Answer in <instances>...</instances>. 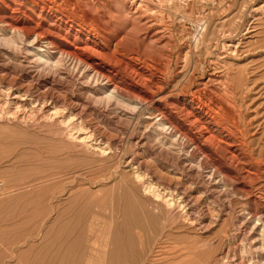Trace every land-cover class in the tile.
Here are the masks:
<instances>
[{"label":"bare ground","instance_id":"6f19581e","mask_svg":"<svg viewBox=\"0 0 264 264\" xmlns=\"http://www.w3.org/2000/svg\"><path fill=\"white\" fill-rule=\"evenodd\" d=\"M181 1L189 3L188 0H0V108L15 110L14 118L19 122L33 119L51 123L65 137H61L59 141H56L57 138L53 143L43 139L44 142L49 143L47 152L48 149H52L58 152L59 156L61 155L60 158L66 157L63 163L59 162L61 165L56 163L54 167L61 166L59 173L47 174L37 184H43L42 188L46 189L45 183L50 178L65 173L69 168H71L70 173L75 175H72L74 180L71 186L79 184V188L69 198L68 205L62 212L63 216L73 217L74 215L75 219L80 220L78 230L75 232L73 228L65 224L48 231L47 235L52 236L59 247L60 243L63 245L56 251V255L49 256L50 260L46 264H63L62 254L68 258L67 260L75 257L72 264L80 262L89 250L88 244L85 243L88 230L86 221L89 215H93L89 225L90 232L94 228V220H103V222L106 220L104 223L110 226L102 231L103 264H152L153 260L147 259L146 256L154 250L170 255L169 247L154 241L158 237L157 232L160 231L158 227L162 216H166L169 221L174 220L175 211H182L183 223L179 229L187 233L180 236L169 233L173 226L171 222L168 225L169 231L167 230V233L161 237L165 238L166 242L183 238L182 243H188L187 246H182L184 244L181 243L178 255L184 253L186 249L188 250L187 255L189 252L191 254L194 249L195 251L199 249L201 242H203L204 249L212 248L214 239L212 241L207 238L203 239V234L211 233V229L213 227L215 229L216 225L209 202L213 203L214 197L228 200L230 198L228 197L229 183L234 185L240 173L242 176L246 171L248 176H245L246 178L251 177L250 180L253 177L251 175H255L247 168L256 169L254 166H259L260 162L259 159L257 161L254 158V154H250L253 151H249V143L244 138L246 132L241 130L242 126H240L238 116L234 115L235 110L231 105L233 99L223 94L222 97L218 96V100L216 99L213 105H209L205 103L207 93L198 88L191 95L190 101L184 97L183 100L177 98L174 104L172 103L177 110L179 109L180 114L185 113L188 122L196 126L197 136L192 133L193 131L183 130L168 117L167 112L155 104L157 93L164 90L162 84L154 81V74L150 67V60L155 58L152 55L158 50L154 46L146 45L145 41L140 39V33L143 27L148 28L154 25H157L156 29L161 27H159L158 19L152 20L153 23L149 22L150 25L147 23L143 25L142 16L146 12L155 15L158 13V8L169 10L173 5L177 8V3ZM205 1L217 7H220L222 3L223 6V0ZM151 5L153 8L150 7ZM242 17L244 18V15ZM235 23L232 27L237 28V22ZM249 26L247 31L251 28ZM115 28L119 30L113 31ZM121 29L126 32L124 36H121L123 35ZM201 30L202 42L209 49L223 43L222 47L228 55L229 53L237 54L238 43H234L231 31L209 24L203 25ZM102 31L112 33L103 35ZM149 55L151 59L147 60ZM17 56L22 59L19 62L22 69L19 71L21 74L26 72L22 76L24 87L13 86L12 79L8 83L2 79L4 75L11 73L9 63L15 62L13 65L18 66ZM157 71V69L154 70V72ZM168 73L172 80L170 86L174 88L176 85L174 82L177 81L176 74L180 72L177 73L175 68L169 70ZM13 74L12 72V76ZM162 76L159 75L160 78L164 77ZM209 80V83H205L206 86L216 82L213 78ZM101 110L113 112L115 118L119 117L122 111L130 118H139V122L144 126L148 123L147 129L150 136L154 138L161 151L172 152V163L177 168L166 173L167 179L165 180L163 178L152 179L149 176L146 166L144 167L147 163L144 161L147 159L146 154L152 151V146L145 133L136 137L132 142V149H127L126 156L124 154L121 156L117 150H120L122 140L113 144L110 140L111 133L102 130L99 122L96 121V124L91 126L92 121L89 117ZM224 111L227 115L223 113ZM37 140V138L34 139V142ZM262 155L264 154L256 157ZM38 166L42 171L53 168V165L50 166L44 161ZM256 174L258 176V173ZM192 175L195 177L191 178ZM79 176L83 178L80 179ZM88 176H93V178H88ZM185 176L188 180H184ZM17 181L19 183L18 178ZM32 182H25L23 186L21 182L20 185L15 183L11 188L15 187L13 192H17L21 187L32 186ZM74 183L75 185H72ZM181 185L183 187H180ZM252 185L253 182L249 187ZM3 187L4 182H0V188ZM201 187L203 191L199 190ZM238 191L245 193L243 189H238ZM188 192L191 194L188 195ZM257 199H249L252 209L248 211L246 217L239 215L240 220L236 223L237 226L235 224L234 231L224 228L221 233L223 247L219 254L208 255L204 264H264V209ZM80 200L84 201V207L74 214L70 208L76 206ZM196 200L209 203L208 206H200L199 211L204 215L200 219L196 217L197 215L195 216L198 203L195 202ZM95 206L99 210H94ZM229 206L231 207V204ZM109 220L113 221L109 224ZM196 232L201 233L198 235ZM89 238L92 241L96 239V236L89 235ZM193 243L197 245H192ZM45 249L41 251L45 252ZM246 253L249 255L246 256ZM91 260L93 259L89 261Z\"/></svg>","mask_w":264,"mask_h":264},{"label":"rangeland","instance_id":"374dc122","mask_svg":"<svg viewBox=\"0 0 264 264\" xmlns=\"http://www.w3.org/2000/svg\"><path fill=\"white\" fill-rule=\"evenodd\" d=\"M188 1L189 3H185V1H181L177 3L178 5L177 8H175L174 5L171 6L169 10L158 8L157 14L153 15V14H149V12L148 13L146 12V14L142 16L143 18L142 22L144 23V24L142 23L143 25H146V23L150 25L149 22L153 23L152 20L158 19L159 27H161L159 29H156L157 25L149 26L148 28L143 27L142 28L143 30L140 33V39L144 40L146 45L149 44L148 46L151 47L154 46L158 50V52L156 53L157 55L155 53H154L155 55L152 53L153 54L152 56L155 57L154 59L152 58L153 60L149 58L151 54L147 56V60L151 59L150 67L152 73L154 74V78H153L154 81L158 82L160 85L162 84L161 86L164 88V90L157 93L155 104L156 106H160L165 112H167L166 114L167 115L169 114L168 117L176 124H178L183 130H188V131L190 130L191 132L193 131L192 133H194L197 136L198 130L196 129V126L188 122V119L186 120L185 113L183 114V112H181L180 114L179 109L177 110L176 106L173 105L174 102L177 100V98L178 100L179 99L183 100L185 97L187 101H190L191 95H193L195 91L198 90V88L207 93L206 95L207 100L205 103L209 105H213V102L216 101V99L218 100L219 97H222L224 95L227 96L228 98L230 97V99H233V103H234L233 104L231 102L232 103L231 105H233L232 108H234L236 112V113L234 112V115L238 116L240 126H242V128L240 127L241 130L246 132L244 138L247 139L249 143V151L250 152L253 151V153L250 154H254L253 155L254 158L256 160L259 159L260 164L259 166H254L256 169H251L249 167L247 168V170H250L253 173H255V175L253 174L251 175L253 176L252 179L254 178L253 180L249 179L251 177L246 178L248 174L246 173V171H244V174H242V176H240L241 173L240 175H238L239 179L236 181L234 185H232V183H229L230 186H228L229 189L228 197H230L229 198L230 201L229 199L228 200L225 199L226 200L225 201L217 197H214L215 201L213 203L209 202L210 204L208 202L204 203L203 201H197V200L195 201L196 203L197 202L199 203L196 204L197 210L195 212V216L197 215L196 216L197 218L200 219L204 216L203 213L199 211L200 206L203 205L208 206L209 204L210 205L209 207L212 210L211 213L214 218L213 221L216 222L215 229L213 227L211 229V233L209 232L207 234L205 233L203 234V239L207 238V240H211V241L214 239L212 248L206 247L207 249L206 248L204 249V246L202 244L203 242H201L199 244V249H196V251L194 249L191 254L189 252V255H187L188 250L186 249L184 250V253L178 255L181 245L184 244L182 246H187L188 243L187 242L182 243L183 238L166 242V239L161 237L167 233V230L169 229L168 225L171 224V222L173 226H171L172 231L169 233H173V235H177V236L187 233L182 229H179V227H181V224L183 223L182 211L181 212L175 211L173 215L174 220L169 221L166 216H162V219L160 220L158 227L159 228L158 230L160 231L157 232L159 234L154 241L160 243L163 246L169 247L168 250L170 251L169 252L170 255L168 254L166 255V253L164 254L161 252H155L154 250V252L146 256L147 259L153 260L152 264H204L207 260L208 255L210 256L213 254L215 255L219 254L220 249L223 247L221 240V233L223 232L224 228H228L230 231H234L237 226L236 223H238V221L240 220V218H238L240 217L239 215H243L246 217L248 211L252 209L249 199L258 198L259 199V200L257 199L259 201L258 203L261 204L262 205L261 207H263L264 209V201H263L264 200L263 197L264 196V155L258 158L256 157L259 156L260 154H264V0H223V6L221 3L222 6V7L220 6L221 8L217 7L214 4H209L208 2L206 3L205 0H188ZM150 7L153 8V5H151ZM242 12L244 18L242 17L243 16ZM225 14L227 15L229 14L228 17ZM239 15L242 19H240ZM235 22H237V28L232 27L234 26ZM205 24L217 25L218 27H221L227 31H231L233 33L234 43L236 44L238 43V52L236 51L237 54L233 55L229 53L228 55L226 50L224 51L222 47L223 43L218 46L219 48L216 47V45L213 46V48L211 47V49L205 46V43L202 42V38H201L202 37L201 29ZM240 24L241 27H239ZM248 25H250L249 27L251 28L250 30L247 31ZM117 29L119 30V28H115L113 31ZM105 31H108V29H106ZM105 31H102L103 35L105 33L106 35H111L112 33ZM120 31L121 33H123V35L121 36H124L126 33L124 29H121ZM100 45L102 46L103 44ZM169 52L171 54V57H173L172 61ZM177 52L178 54H175ZM180 59L186 61L187 63L183 62ZM16 60L18 66L13 65L15 64V62L13 64L9 63V66H11V73L4 75L2 79H4L3 81L7 83L10 82V80L12 79L13 86L24 87L22 85L23 84L22 76L26 72H24L23 74H21L20 72L21 71L20 69H22L21 66L19 65V62L22 60L21 57L19 59V57L17 56ZM177 64H179L181 67ZM183 67L185 68V70ZM152 68L154 70L157 69L159 72L158 71L154 72ZM175 68L177 69V73L178 72L180 73L176 74L177 76L175 77V79L177 81L175 80L176 82H174V84L176 85L173 88L172 86H170V84H172L171 83L172 80L170 73L168 72L169 70L171 69L174 70ZM12 72L14 73L13 76H12ZM193 72L195 73V75ZM19 73L21 75H19ZM158 74L160 76L163 75L164 77L162 76L163 78H160ZM210 78L215 79L216 82L215 84L210 83L206 86L205 83H209ZM185 84L187 85L185 86ZM179 86L180 89H178ZM210 93L214 96H212ZM167 104L169 106H167ZM173 107L175 109H173ZM1 108H0V115H1L0 124L2 126L0 125V182H4V187L0 188V264H37V262L38 264H46V262L50 260L49 256L54 254L56 255V251L61 249L63 245V243H60V247H59L58 244L52 239V236L47 235L48 231L49 230L51 231L53 227H57L65 224L73 228L75 232L76 230H78L80 220L75 219L74 215L73 217H71L70 215L63 216L62 212L67 207L69 198L74 194V192H76V189L79 188V184L75 185L74 183L72 185L75 186H71V183L74 180L73 176H75L72 172L70 173L71 168H69L65 173H60L50 178V180L47 183H45L46 186L45 188L47 189V192L46 189L42 188L43 184H37L40 181V179L45 175L51 174L53 172L59 173L61 166L57 168L54 167H56V163H59L61 161L63 163L64 162L63 160L66 157V156L64 157L62 156L60 158L61 155L59 156V153L53 151L52 149H51L52 151L48 149L47 152V146H49L48 145L49 143L44 142V140L53 143L57 138L58 139L56 141H59L61 137L62 138L65 137H63L59 129L56 126L52 125L51 123L34 121L33 119L30 120L28 119L27 121L19 122L14 118V114H15L14 112H16L15 110H12L13 111L12 112L10 111V109L3 110V108L2 109ZM223 113H225V111ZM10 115H12L13 117H11ZM225 115H227V113H225ZM114 118L115 117L113 112H107V111L105 112L101 110L96 113L94 112L91 115V117H89V120L92 121L91 126L95 125L97 121V123L99 122L98 124L102 127V130L111 133L110 140L113 144L117 143L119 140H122L121 148L120 150H117L118 153H121V156L122 154L127 155L126 153L127 149H132L131 145L132 142L136 139V137L142 133H145L149 137V142L152 146V151L149 154H146L147 159L144 162H146L147 164H144V167L146 166L145 168L147 169V173L152 179H160V178H163V180L167 179L166 173H168L171 169L177 168V166L172 163V158H173L172 152L161 151L160 148L158 147L159 145L155 142L154 138L150 136V133L148 132L147 129L149 127V124L146 123L145 124L146 128H145L144 124L139 122V118L136 117L130 118L129 115H127L122 111L119 117L115 119ZM180 118L181 119L183 118V120H181ZM137 123L140 124L137 125ZM33 131H36L37 134L36 132ZM3 135H5V137ZM40 137L42 138L40 139ZM36 138L38 140L37 142H34V139ZM258 140L260 141L258 142ZM1 142L3 144H1ZM257 143L258 145H256ZM39 150H41L42 152L41 151H40L41 153L38 152ZM51 155L58 157H54ZM43 161L50 166L53 165L54 169L50 167L46 171L40 170L41 168H39L38 164L42 163ZM59 165L61 164L59 163ZM67 173L69 177L67 176ZM256 173H258V176ZM234 174L236 175V172H234ZM193 176L195 177V175H192L191 178H193ZM79 177L80 179L83 178L82 176ZM17 178L19 180V183L21 182L20 183L21 186H23L22 185L23 183L31 182V181H33L31 183L33 185L29 186L28 188L21 187V189L17 190V192L16 191L13 192L15 187H13L14 188L13 189L11 188V186H13V184L15 185V183L16 184L18 183ZM88 178H93V176H88ZM187 178L188 177L185 176L184 180H188ZM243 178L246 179L242 180ZM36 179H38L37 182L35 181ZM5 182L7 185L5 184ZM245 182L248 183L244 184ZM252 182L253 185L249 187L252 184ZM180 187H183V185H181ZM72 188L75 190H73ZM96 188H94V190ZM238 189H243L245 193L243 194L239 192ZM199 190L203 191L204 189L201 187ZM25 193L28 196L24 195ZM254 193H256L257 195ZM187 194L190 195L191 192H188ZM199 195L201 196L200 193ZM224 201L227 202L228 205ZM229 203L231 204V207L229 206L230 205ZM83 207H84V201L80 200V202L77 203L76 206H74L73 208H70V210L75 214V212L78 209H82ZM94 210H99V208L95 206ZM92 216L93 215L91 216L89 215L88 220L86 221V224H88V230L86 232L85 243L88 244L89 250H87V252L84 254L83 258H81L78 264H89L90 262L92 264H103L102 256L104 253H103V248L101 247L102 237H103L102 231H104L103 230L104 228L110 226L104 223L106 220H104V222L103 220H94L95 222L94 228L92 229V232H90L91 228L89 225L92 222L91 221ZM112 221L113 220H109V224ZM259 225H261V223H259ZM136 231L138 232V230ZM200 233L201 232H198L197 234L199 235ZM89 235L92 236L95 235L96 239L91 241ZM160 239H162V241ZM192 245H197V243H193ZM41 249L43 250L45 249V252H42ZM194 254L195 256H193ZM245 255L248 256L249 254L246 253ZM62 257H64L62 258L63 264H72V262L75 260V257H72V259L70 257L69 260H67L68 258L64 256V254H62ZM90 259L93 260L89 261ZM183 259H185L186 261Z\"/></svg>","mask_w":264,"mask_h":264}]
</instances>
